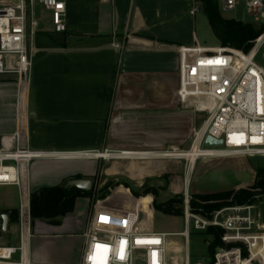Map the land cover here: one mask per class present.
Masks as SVG:
<instances>
[{"label":"crops","instance_id":"obj_1","mask_svg":"<svg viewBox=\"0 0 264 264\" xmlns=\"http://www.w3.org/2000/svg\"><path fill=\"white\" fill-rule=\"evenodd\" d=\"M61 1L66 9L65 31H53L50 13L38 4L33 8L35 25L30 28L28 22L32 68L22 146L47 153L188 147L197 111L190 99L181 98V68L197 49L216 50L196 44L190 30V16L196 15L189 13L192 1ZM16 89L12 78L0 76V138L8 147L14 145ZM70 179H90L93 187L124 181L135 189L150 181L171 194H181L187 179L190 194H210L250 187L255 168L243 155L200 159L192 168L172 158L49 155L32 159L27 167L30 193ZM115 195L143 211L142 224L148 230L144 221L146 212L152 213L150 200H134L125 189ZM19 204L20 189L0 185V217L6 214L8 219L2 231L0 218V248L19 246L18 223L11 218ZM87 204L86 198H77L73 212L58 218V224L30 222L27 257L32 264H80ZM18 258L16 252L0 264Z\"/></svg>","mask_w":264,"mask_h":264},{"label":"built area","instance_id":"obj_2","mask_svg":"<svg viewBox=\"0 0 264 264\" xmlns=\"http://www.w3.org/2000/svg\"><path fill=\"white\" fill-rule=\"evenodd\" d=\"M191 1L190 15L199 12L206 1H213L222 11H232L244 3L247 15L252 17L254 24L263 28V32L248 51L228 46L214 51L197 49L190 60L183 62L181 98L190 99L195 110L205 114L203 121L193 128L188 147L157 151L81 150L58 153L23 147L21 131L26 120V94L32 68L27 40L28 22L30 28L35 25L33 8L38 4L50 13L52 30L63 32L66 29L65 4L61 0L0 2V76L12 78L17 86L14 145L8 147L5 138H0V185H15L20 189L17 220L20 243L18 247L0 248L3 251L1 262L18 252V261L7 264H32L27 257L31 217L30 192L26 183L27 167L32 159L49 155L88 159L172 158L191 168L183 152L194 154L193 164L200 159L229 155L264 157V64L256 61L264 49V0ZM262 55L264 57V53ZM208 136L221 140L222 145L205 146ZM104 154L109 157L101 158ZM181 194L184 229L176 233L145 229L143 211L125 202L121 208H115L97 200L91 206L82 234L85 247L80 264H190L188 244L191 226L199 232H206L209 228L222 231V244L215 248L210 264H264V221L258 206L253 203L225 206L207 216L192 210L187 179ZM152 199L149 205H152ZM101 217L105 220L102 221ZM170 236L183 238L181 260L176 256L177 251L172 252L175 256L169 255ZM96 245H106L107 248L98 249Z\"/></svg>","mask_w":264,"mask_h":264},{"label":"trees","instance_id":"obj_3","mask_svg":"<svg viewBox=\"0 0 264 264\" xmlns=\"http://www.w3.org/2000/svg\"><path fill=\"white\" fill-rule=\"evenodd\" d=\"M204 10L209 18L210 24L218 32L220 44L222 47L228 46L242 51H248L253 41L263 32L262 27H257L253 23H243L235 20H226L220 17L217 5L213 1H206ZM168 176L164 175L163 180H167ZM67 181L49 187H42L30 193V217L31 221L34 219H41L50 223L58 224V218L73 212L75 201L80 197H92L93 187L88 190H80L74 186L65 187ZM150 181L143 184L140 189L131 188L127 182L108 181L99 188L100 198H105L109 193V188L119 185L121 183L124 187L129 188L136 197L142 196L139 199H149L152 194V205L156 211H160L166 215H183L182 208V194L173 195L165 201H157L158 188L150 185ZM119 187L120 189H125ZM264 192V166L255 168V181L253 185L248 188H241L238 190H229L210 194H193L191 196L192 210L200 214H208L225 206L239 205L244 203H253L254 196L257 190ZM128 191V190H127ZM11 218L17 221L18 211H11ZM222 231L216 228H209L204 232L205 236L212 238L208 243V252H214L215 248L220 246V235ZM212 254L209 257L208 264Z\"/></svg>","mask_w":264,"mask_h":264},{"label":"rangeland","instance_id":"obj_4","mask_svg":"<svg viewBox=\"0 0 264 264\" xmlns=\"http://www.w3.org/2000/svg\"><path fill=\"white\" fill-rule=\"evenodd\" d=\"M204 5L205 2L202 3V9L196 13L195 17H191V22H190V30H193L195 38H196V44L198 46H203L204 49L212 50L213 48H219L221 46L220 40H219V35L216 29L213 28V26L209 22V18L204 10ZM217 5V4H216ZM218 12L220 14V17L226 20H235V21H240L243 23H253L254 21L252 17L248 16L245 8H244V3H240L236 8L232 11H222L220 7L217 5ZM257 25V27H260V25ZM264 49H262L258 56L256 61L259 64H264V57L263 54ZM205 117L204 113H199L197 112V121L196 124L199 125ZM187 148V147H185ZM247 160L250 164L251 167L257 168V167H263L264 166V157L261 156H251L247 157ZM154 185H158L155 184ZM162 185V183H160ZM126 188L123 187V185H115L111 188H109V193L108 197H105L101 199L100 197V187H93L94 192L92 197H82L87 199V211L91 210V206L97 201H103V204L106 206H111L115 208H121L125 203L123 201V196L122 195H115L116 190L119 188ZM127 189V188H126ZM138 189V188H136ZM128 190V194L132 198H139L136 197L135 195L132 194L130 189ZM257 194L254 196V202L258 208H260L262 214H263V221H264V192H261V190H257ZM158 196H157V201L162 202L167 200L173 195H179V194H171L166 188L158 190ZM192 194V193H191ZM195 194V192H193ZM192 194V195H193ZM197 194V193H196ZM150 195L152 198V194H147ZM192 201V199H191ZM127 204V203H126ZM151 212H146V218L144 221L145 226L148 228L149 231L153 232H171V233H176V232H181L184 229V221H183V215L181 216H175V215H166L160 211H156L153 207V205H149ZM190 206L192 208V205L190 203ZM180 207L182 208L183 211V204H180ZM151 213V215H150ZM212 213V212H211ZM211 213L205 214L209 216ZM143 217V216H142ZM212 238L210 236H205L204 232H199L193 229L191 226L190 229V235H189V244H188V250H189V255H190V264H197L198 262L201 264H208V259L212 253L208 252V243L211 241ZM169 241L172 244H176L179 247H181L180 252L177 253V258L181 260L183 258V238L180 236H170ZM171 252H169L170 256H175L173 254L172 250L170 249Z\"/></svg>","mask_w":264,"mask_h":264},{"label":"water","instance_id":"obj_5","mask_svg":"<svg viewBox=\"0 0 264 264\" xmlns=\"http://www.w3.org/2000/svg\"><path fill=\"white\" fill-rule=\"evenodd\" d=\"M205 146H221L222 141L216 140L210 136H208L204 141ZM74 186L80 190L88 191L93 187V183L90 179H70L66 182L65 187ZM2 219V231H5L7 225V215L3 214L0 217Z\"/></svg>","mask_w":264,"mask_h":264},{"label":"bare ground","instance_id":"obj_6","mask_svg":"<svg viewBox=\"0 0 264 264\" xmlns=\"http://www.w3.org/2000/svg\"><path fill=\"white\" fill-rule=\"evenodd\" d=\"M183 155H185L188 158V161L190 162L191 168L193 167V161H194V154L192 152H183ZM107 157H109V155H107ZM102 158V157H101ZM169 249H171L172 251H177L180 252L181 247H179L176 244H172V246L169 247Z\"/></svg>","mask_w":264,"mask_h":264},{"label":"snow or ice","instance_id":"obj_7","mask_svg":"<svg viewBox=\"0 0 264 264\" xmlns=\"http://www.w3.org/2000/svg\"><path fill=\"white\" fill-rule=\"evenodd\" d=\"M101 220L104 221L105 218L104 217H101ZM96 247L99 249V248H107L106 245H96Z\"/></svg>","mask_w":264,"mask_h":264}]
</instances>
